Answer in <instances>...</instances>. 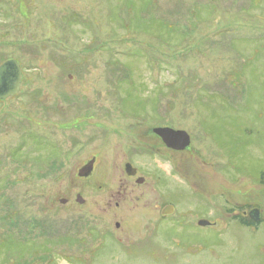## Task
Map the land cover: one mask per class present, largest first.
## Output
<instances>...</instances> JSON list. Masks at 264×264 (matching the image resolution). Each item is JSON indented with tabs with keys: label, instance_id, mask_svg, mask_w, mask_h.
<instances>
[{
	"label": "rangeland",
	"instance_id": "rangeland-1",
	"mask_svg": "<svg viewBox=\"0 0 264 264\" xmlns=\"http://www.w3.org/2000/svg\"><path fill=\"white\" fill-rule=\"evenodd\" d=\"M8 59L0 264H264V222L227 218L264 220V0H0ZM164 125L187 153L156 154ZM163 202L177 211L153 229Z\"/></svg>",
	"mask_w": 264,
	"mask_h": 264
},
{
	"label": "water",
	"instance_id": "water-1",
	"mask_svg": "<svg viewBox=\"0 0 264 264\" xmlns=\"http://www.w3.org/2000/svg\"><path fill=\"white\" fill-rule=\"evenodd\" d=\"M22 81V69L16 60H8L0 65V100L13 96L19 89ZM154 134L160 137L163 143L170 149L175 151H185L191 146L190 135L184 130H175L169 127H160L153 130ZM95 160L89 161L78 172L80 178H87L93 171ZM127 166V172L130 176L134 173L129 171ZM140 182V181H138ZM77 202L84 204V200L81 196L77 197ZM67 201H62V204H66ZM168 208H173L172 206ZM170 211L165 214H170ZM249 216L256 222L260 221L261 213L259 209L249 212ZM211 223L207 220H200V226H209Z\"/></svg>",
	"mask_w": 264,
	"mask_h": 264
},
{
	"label": "flooded vegetation",
	"instance_id": "flooded-vegetation-1",
	"mask_svg": "<svg viewBox=\"0 0 264 264\" xmlns=\"http://www.w3.org/2000/svg\"><path fill=\"white\" fill-rule=\"evenodd\" d=\"M6 99H2V100H0V102L1 101H5ZM157 127H170V126H167V125H164V126H157ZM157 127H153L152 128V133H153V129L154 128H157ZM172 128V127H171ZM175 129V128H174ZM176 130H179V129H176ZM153 135H154V139H156L155 141L160 145V150H158L157 149V151H159L158 153H156V154H158V155H160V156H163L164 157V155H162V153L163 154H166L167 153V155H176V154H181V155H184L185 153H187V151L189 150H186V151H174V150H172V149H170V148H168L164 143H163V141L161 140V138H159L158 136H156L154 133H153ZM150 137H151V134H150ZM153 138V137H152ZM191 142H192V139H191ZM136 150L137 149H134L133 151H130L129 152V154L131 155V154H133V152H136ZM142 151H143V153H147V154H149L148 152H146V150L145 149H141ZM160 151H163L162 153H160ZM140 153H142L141 151H139ZM151 154V153H150ZM152 154L154 155L155 153L154 152H152ZM162 157V159L163 160H165V158H163ZM127 158H128V156H127ZM92 160H95V159H92ZM131 166V167H129V171H130V173L131 172H133L134 173V175L133 176H130L129 175V173L127 172V166ZM121 171H122V173H123V175H126L129 179H131V180H133V181H135V183L137 184V185H139V186H143L144 185V183H145V178H144V176H143V169H142V167L141 166H137L134 162H124L123 163V165L121 166ZM93 172H94V170H93ZM92 172V173H93ZM92 173L90 174V176L92 175ZM90 176H88V177H90ZM187 176H189L188 174H185V178H187ZM87 177V178H88ZM192 177V176H191ZM87 178H80V179H87ZM184 178V179H185ZM189 180V179H188ZM138 181H140V182H138ZM185 181L188 183V181L185 179ZM188 187L190 186V187H194V186H192V185H187ZM190 189H192V188H190ZM196 191H197V189H195ZM199 192V191H198ZM121 194L122 195H125L126 194V191L123 193L122 191H121ZM78 196H81V195H78ZM77 196V197H78ZM82 197V196H81ZM83 198V197H82ZM84 200V199H83ZM136 201L139 203V199L137 198L136 199ZM227 201H229V200H227ZM226 201V202H227ZM84 203H85V200H84ZM164 203H166V204H164ZM164 204V205H163ZM152 206L153 205H151V206H149L148 208H152ZM170 206H172L173 208H168V207H170ZM198 206V205H197ZM196 206V207H197ZM117 208H119V204H117ZM153 209V208H152ZM255 209H259V208H252V209H250V210H248V211H246V210H243L242 212H240V214H238V216H234V217H231V216H229V217H227L228 219H232V220H234L235 218L236 219H239L240 220V222H241V224H243L244 226H245V221L246 220H250V221H254L250 216H249V212H251L252 210H255ZM145 210H146V207H145ZM157 212L159 213L158 214V216H155V215H153L152 217H150L149 219H148V221L146 222V224H149V226L150 227H153V229H157L158 230V227H159V225H163V224H165L166 226L168 225V223H166L167 221H168V219L170 218V216H173V214H174V212L175 211H177L176 210V207H175V205H173L172 203H168V202H163V203H160L158 206H157ZM260 210V213H261V209H259ZM168 211H170L169 213L170 214H165V215H163V213H168ZM227 211V210H226ZM225 211V214L227 213ZM231 211H233V210H231ZM229 212V211H228ZM194 213V212H193ZM199 215H195L194 216V220L196 221V222H194V223H196V224H198L199 225V221L200 220H207V219H201L200 217H198ZM197 218V219H196ZM200 218V219H199ZM214 218H216V219H211V220H216V221H209L211 224L209 225V226H200V227H202V228H210V227H214V226H216V224L218 225V227H219V225H220V222H219V220H217V216L216 217H214ZM262 218V217H261ZM208 221V220H207ZM258 223V222H257ZM152 225V226H151ZM148 227V226H147ZM150 227L149 228H147V229H150ZM245 227H247V226H245ZM116 228L117 229H119L120 228V224L119 223H116ZM156 232V231H155ZM118 240L119 241H121L122 242V239H119L118 238Z\"/></svg>",
	"mask_w": 264,
	"mask_h": 264
},
{
	"label": "trees",
	"instance_id": "trees-1",
	"mask_svg": "<svg viewBox=\"0 0 264 264\" xmlns=\"http://www.w3.org/2000/svg\"><path fill=\"white\" fill-rule=\"evenodd\" d=\"M262 175H264V172L262 173ZM262 222H264V220H263V219H262V220L259 222V224H260V223H262ZM253 223H254V222H253Z\"/></svg>",
	"mask_w": 264,
	"mask_h": 264
}]
</instances>
